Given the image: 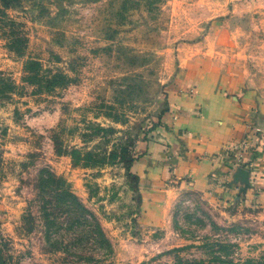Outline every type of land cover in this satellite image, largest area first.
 <instances>
[{"label":"rangeland","instance_id":"374dc122","mask_svg":"<svg viewBox=\"0 0 264 264\" xmlns=\"http://www.w3.org/2000/svg\"><path fill=\"white\" fill-rule=\"evenodd\" d=\"M223 69L264 91V0H0V264H264V201L135 170Z\"/></svg>","mask_w":264,"mask_h":264},{"label":"crops","instance_id":"0c3cea01","mask_svg":"<svg viewBox=\"0 0 264 264\" xmlns=\"http://www.w3.org/2000/svg\"><path fill=\"white\" fill-rule=\"evenodd\" d=\"M248 143L247 152L238 147ZM135 162L142 177L208 201H264V91L236 70L208 71L170 94L159 134ZM263 197V198H262Z\"/></svg>","mask_w":264,"mask_h":264},{"label":"built area","instance_id":"2783aa9c","mask_svg":"<svg viewBox=\"0 0 264 264\" xmlns=\"http://www.w3.org/2000/svg\"><path fill=\"white\" fill-rule=\"evenodd\" d=\"M240 153L247 152L249 149L248 143H243L238 147Z\"/></svg>","mask_w":264,"mask_h":264}]
</instances>
